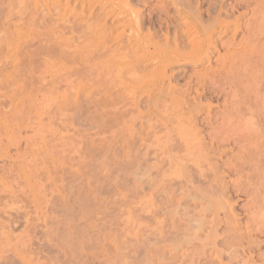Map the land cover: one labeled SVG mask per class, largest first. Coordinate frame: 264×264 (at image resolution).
<instances>
[{"label":"rangeland","instance_id":"obj_1","mask_svg":"<svg viewBox=\"0 0 264 264\" xmlns=\"http://www.w3.org/2000/svg\"><path fill=\"white\" fill-rule=\"evenodd\" d=\"M46 1L0 0V264H264V0Z\"/></svg>","mask_w":264,"mask_h":264},{"label":"bare ground","instance_id":"obj_2","mask_svg":"<svg viewBox=\"0 0 264 264\" xmlns=\"http://www.w3.org/2000/svg\"><path fill=\"white\" fill-rule=\"evenodd\" d=\"M45 1H46V0H45ZM58 1H59V0H58ZM74 1H75V0H74ZM109 1H110V0H109ZM257 1H258V0H257ZM262 1H263V0H262ZM46 2H47V1H46ZM55 2H57V0H56ZM66 2L68 3L69 1H66ZM50 3H51V2H50ZM53 3H54V2H53ZM67 3H64V4H67ZM98 3H99V2H98ZM60 4H61V3H60ZM62 5H63V4H62ZM88 5H89V4H88ZM46 6H49V5L46 4ZM65 6H66V5H65ZM183 7H184V6H183ZM48 8H49V7H47V10H48ZM101 8H102V7H101ZM109 8H110V7H109ZM162 8H163V7H162ZM106 9H108V8H106ZM161 10H162V9H161ZM161 10H160V12H161ZM48 11H49V10H48ZM158 11H159V10H158ZM90 12H91V11H90ZM106 12H107V11H106ZM110 12H111V11H110ZM44 13H45V12H44ZM84 14H85V13H84ZM87 14H90V13H87ZM87 14H86V15H87ZM107 14H108V13H107ZM112 14H113V13H112ZM134 15H135V14H134ZM24 16H25V15H24ZM158 16H159V15H158ZM110 17H111V16H110ZM33 18H34V16H33ZM33 18H32V19H33ZM137 18H138V17H137ZM37 19H38V18H37ZM97 20H98V19H97ZM126 20H127V19H126ZM130 20H132V19H130ZM133 20H134V19H133ZM121 21L123 22L122 19H121ZM124 21H125V20H124ZM39 22H40V21H39ZM125 22H126V21H125ZM140 22H141V21H140ZM13 23H14V22H13ZM111 23H112V22H111ZM135 23H136V22H135ZM159 23H160V22H159ZM16 24H17V23H16ZM125 24H126V23H124V24H122V25H125ZM130 24H131V23H130ZM132 24H134V23H132ZM136 24H137V23H136ZM136 24H135V25H136ZM29 25H30V24H29ZM138 25H139V24H138ZM21 26H22V25H21ZM30 26H31V25H30ZM109 26H110V25H109ZM133 26H134V25H133ZM158 26H159V25H158ZM12 27H13V26H12ZM122 27H123V26H122ZM134 27H135V26H134ZM23 28H24V27H23ZM118 28H120V26H119ZM159 28H160V27H159ZM114 29H115V28H114ZM135 29H136V28H135ZM137 29H138V27H137ZM16 30H17V29H16ZM61 30H64V29H61ZM115 30H116V29H115ZM185 30H186V28H185ZM18 31H19V30H17V33H18ZM57 31H58V30H57ZM109 31H110V30H109ZM20 32H21V31H20ZM54 32H55V30H54ZM59 32H60V31H59ZM143 32H144V31H143ZM17 33H16V35H17ZM28 33H29V32H28ZM60 33H61V32H60ZM23 34H24V33H23ZM23 34H21V35H23ZM25 34H26V32H25ZM25 34H24V35H25ZM112 34H113V33H112ZM26 35H27V34H26ZM191 35H192V34H191ZM13 36H14V35H13ZM118 36H119V35H118ZM134 36H135V35H134ZM173 36H174V35H173ZM19 37H20V36H19ZM34 37H35V36H34ZM43 37H44V36H43ZM119 37H120V36H119ZM23 38H24V37H23ZM152 38H153V37H152ZM27 39H29V38H27ZM8 40H9V39H8ZM52 40H53V39H52ZM86 40H87V39H86ZM94 40H95V39H94ZM190 40H191V39H190ZM14 41H15V40H14ZM63 41H65V39H63ZM88 41H90V40H88ZM143 41H144V40H143ZM2 42H3V41H2ZM16 42H17V41H16ZM42 42H43V41H42ZM101 42H102V40H101ZM10 43H12V42H10ZM46 43H47V42H46ZM48 43H49V42H48ZM55 43H56V42H55ZM131 43H132V42H131ZM131 43H130V44H131ZM141 43H143V42H141ZM141 43H140V45H141ZM200 43H201V42H200ZM2 44H3V43H2ZM22 44H23V43H22ZM107 44H109V43H107ZM130 44H129V45H130ZM169 44H170V43H169ZM76 45H78V44H76ZM94 45H95V44H94ZM102 45H103V44H102ZM132 45H133V44H132ZM136 45H138V44H136ZM23 46H26V45H23ZM33 46H34V45H33ZM63 46H65V45H63ZM124 46H125V45H124ZM193 46H195V44H194ZM196 46H197V45H196ZM142 47H143V46H142ZM145 47H146V46H145ZM191 47H192V46H191ZM197 47H199V46H197ZM1 48H2V47H1ZM25 48H26V47H25ZM75 48H76V47H75ZM109 48H110V47H109ZM147 48H148V45H147ZM147 48H146V49H147ZM164 48H165V46H164ZM187 48H188V47H187ZM195 48H196V47H195ZM28 49H29V48H28ZM48 49H49V48H48ZM58 49H59V48H58ZM67 49H70V48H67ZM173 49H174V48H173ZM197 49H198V48H197ZM21 50H22V49H21ZM62 50H63V49H62ZM79 50H83V49H79ZM134 50H135V49H134ZM184 50H186V49H184ZM14 51H15V50H14ZM30 51H31V50H30ZM54 51H55V50H54ZM125 51H126V50H125ZM135 51H136V50H135ZM15 52H17V51H15ZM67 52H68V51H67ZM71 52H72V51H71ZM145 52H146V50H145ZM69 53H70V52H69ZM47 54H48V53H47ZM64 54H65V53H64ZM74 54H75V53H74ZM141 54H142V53H141ZM7 55H8V54H7ZM10 55H11V54H10ZM49 55H50V54H49ZM139 55H140V54H139ZM143 55H144V54H143ZM147 55H148V54H147ZM41 56H42V55H41ZM50 56H51V55H50ZM71 56H74V55L71 54ZM71 56H69V57H71ZM80 56H81V55H80ZM148 56H149V55H148ZM8 57H9V56H8ZM52 57H53V56H52ZM75 57H76V56H75ZM126 57H127V56H126ZM136 57H137V56H136ZM138 57H139V56H138ZM140 57H141V55H140ZM143 57H144V56H143ZM11 58H12V56H11ZM18 58H19V57H18ZM83 58H84V57H83ZM134 58H135V57H134ZM149 58H150V57H149ZM6 59H7V58H6ZM6 59H4V60H6ZM23 59H24V58H22V60H23ZM42 59H43V58H42ZM47 59H49V58H47ZM55 59H56V58H55ZM76 59H77V58H76ZM128 59H129V58H128ZM144 59H145V58H144ZM146 59H147V58H146ZM146 59H145V60H146ZM150 59H151V58H150ZM173 59H174V56H173V57L168 56L167 58H165L164 60H162L161 64L164 65L163 67H166L168 64L170 65V61L172 62ZM176 59H177V58H176ZM1 60H2V59H1ZM45 60H46V57H45ZM59 60H60V59H59ZM67 60H68V59H67ZM71 60H72V59H71ZM135 60H136V59H135ZM147 60H148V59H147ZM165 60H166V61H165ZM2 61H3V60H2ZM40 61H41V60H40ZM40 61H39V62H40ZM46 61H47V60H46ZM48 61H49V60H48ZM68 61H69V60H68ZM106 61H107V60H106ZM129 61H130V60H129ZM138 61H139V60H138ZM156 61H157V60H156ZM174 61H176V60H174ZM71 62H72V61H71ZM78 62H79V61H78ZM159 62H160V61H159ZM159 62H158V63H159ZM19 63H21V62H19ZM62 63H63V62H62ZM72 63H73V62H72ZM75 63H76V62H75ZM79 63H80V62H79ZM89 63H90V62H89ZM98 63H99V62H98ZM101 63H103V62H101ZM128 63H129V62H128ZM47 64H48V63H47ZM56 64H57V63H56ZM104 64H105V63H104ZM112 64H115V65H116V63H112ZM194 64H195V63H194ZM13 65H14V64H13ZM78 65H79V64H78ZM88 65H90V64H88ZM94 65H95V63H94ZM115 65H114V66H115ZM127 65H128V64H127ZM130 65H131V64H130ZM133 65H134V64H133ZM16 66H17V65H16ZM18 66H19V65H18ZM18 66H17V67H18ZM24 66H25V65H24ZM79 66H80V65H79ZM101 66H102V65H101ZM106 66H107V65H106ZM31 67H32V66H31ZM33 67H34V66H33ZM35 67H36V65H35ZM41 67H42V66H40V68H41ZM93 67H95V66H93ZM107 67H108V66H107ZM163 67H162V68H163ZM50 68H51V66H50ZM50 68H49V69H50ZM99 68H100V67H99ZM112 68H114V67H112ZM132 68H133V67H132ZM136 68H137V67H136ZM162 68H161V69H162ZM24 69H25V67H24ZM31 69H32V68H31ZM33 69H34V68H33ZM89 69H90V68H89ZM165 69H166V68H165ZM165 69L163 70L164 72H166ZM21 70H22V69H21ZM21 70H20V72H21ZM34 70H35V69H34ZM87 70H88V69H87ZM90 70H91V69H90ZM97 70H98V69H97ZM103 70H104V69H103ZM106 70H107V68H106ZM39 71H41V70H39ZM64 71H65V70H64ZM67 71H68V70H67ZM70 71H71V70H70ZM104 71H105V70H104ZM133 71H134V70H133ZM163 71H162V72H163ZM22 72H23V70H22ZM22 72H21V74H22ZM24 72H25V70H24ZM26 72H27V71H26ZM33 72H34V71H33ZM62 72H63V71H62ZM152 72H153V71H152ZM164 72H163L162 75H161L162 78L166 77ZM167 72H168V71H167ZM3 73H4V72H3ZM14 73H15V72H14ZM27 73H28V72H27ZM46 73H47V72H46ZM53 73H54V72H53ZM57 73H58V72H57ZM70 73H71V72H70ZM72 73H73V72H72ZM84 73H85V72H84ZM87 73H88V72H87ZM98 73H99V72H98ZM98 73H97V77H98V75H99ZM108 73H109V72H108ZM130 73H131V72H129L128 75H129ZM143 73H144V72H143ZM160 73H161V72H160ZM168 73H169V72H168ZM170 73L172 74V72H170ZM11 74H12V73H11ZM40 74H41V73H40ZM61 74H62V73H61ZM88 74H89V73H88ZM119 74H120V73H119ZM137 74H139V73H137ZM28 75H29V74H28ZM43 75H45V74H43ZM43 75H41V76H43ZM66 75H67V74H66ZM74 75H75V73H74ZM90 75H92V74H90ZM93 75H94V74H93ZM133 75L135 76L134 72H133ZM139 75H140V74H139ZM167 75H168V74H167ZM172 75H173V74H172ZM172 75H171V77H172ZM18 76H19V75H18ZM55 76H56V75H55ZM80 76H82V75H80ZM83 76H84V75H83ZM105 76H106V75H105ZM105 76H104V77H105ZM109 76H110V75H109ZM140 76H141V75H140ZM158 76H159V75H158ZM163 76H164V77H163ZM173 76H174V75H173ZM14 77H15V76H14ZM26 77H27V76H26ZM33 77H34V76H33ZM43 77H44V76H43ZM61 77H64V74H62ZM70 77H71V76H70ZM70 77H69L68 79H70ZM88 77H91V76H88ZM92 77H94V76H92ZM137 77H138V75H137ZM147 77H148V76H147ZM171 77H170V78H171ZM195 77H196V76H195ZM5 78H7V77L5 76ZM5 78H4V79H5ZM9 78H10V77H9ZM18 78H19V77H18ZM110 78H111V77H110ZM138 78H139V77H138ZM26 79H27V78H26ZM28 79H29V78H28ZM38 79H39V75H38ZM42 79H43V78H42ZM51 79H52V78H51ZM51 79H50V80H51ZM82 79H83V78H82ZM91 79H92V78H91ZM97 79H98V78H95V80H97ZM100 79H101V78H100ZM104 79H106V77H105ZM104 79H103V80H104ZM107 79H109V78H107ZM146 79H147V78H146ZM197 79H198V78H197ZM19 80H20V79H19ZM32 80H33V79H32ZM50 80H49V81H50ZM88 80H90V79H88ZM17 81H18V80H17ZM28 81H29V80H28ZM45 81H46V80H45ZM55 81H57V80L55 79ZM109 81H111V80H109ZM1 82H2V81H1ZM21 82H23V81H21ZM50 82H51V81H50ZM52 82H53V81H52ZM107 82H108V81H107ZM147 82H148V81H147ZM162 82H163V81H162ZM7 83H8V82H7ZM41 83H42V82H41ZM47 83H48V82H47ZM83 83H84V82H83ZM131 83H132V82H131ZM136 83H137V82H136ZM136 83L133 81V84H136ZM138 83H139V82H138ZM2 84H3V83H2ZM10 84H11V83H10ZM24 84H25V82H24ZM43 84H44V81H43ZM88 84H89V83H88ZM91 84H92V82H91ZM95 84H96V83H95ZM160 84H161V83H160ZM11 85H12V84H11ZM27 85H28V84H27ZM32 85H33V84H32ZM81 85H82V86H85V84H84V85L81 84ZM93 85H94V84H93ZM128 85H129V84H128ZM162 85H163V84H162ZM38 86H39V85H38ZM47 86H48V85H47ZM47 86H46V87H47ZM91 86H92V85H91ZM100 86H101V85H100ZM114 86H116V85H114ZM160 86H161V85H160ZM177 86H178V85H177ZM24 87H25V86H24ZM24 87H23V88H24ZM101 87H102V86H101ZM132 87H133V86H132ZM158 87H159V86H158ZM12 88L14 89V87H12ZM26 88H27V87H26ZM53 88H54V87H53ZM69 88H70V87H69ZM88 88H89V87H88ZM115 88H116V87H115ZM115 88H114V89H115ZM165 88H166V87H165ZM21 89H22V87H21ZM101 89H103V88H101ZM123 89H124V88H123ZM159 89H160V88H159ZM11 90H12V89H11ZM74 90H75V89H74ZM92 90H93V89H92ZM127 90H128V89H127ZM14 91H15V90H14ZM19 91H20V90H19ZM31 91H32V90H31ZM44 91H45V90H44ZM110 91H111V90H110ZM117 91H119V90H117ZM121 91H123V90H121ZM158 91H161V90H158ZM6 92H10V91H6ZM24 92H25V91H24ZM39 92H40V91H39ZM94 92H95V91H94ZM112 92H113V91H112ZM119 92H120V91H119ZM126 92H129V91H126ZM4 93H5V92H4ZM12 93H13V92H12ZM21 93H22V92H21ZM27 93H28V91H27ZM50 93H51V92H50ZM120 93H121V92H120ZM129 93H130V92H129ZM10 94H11V93H10ZM32 94H33V93H32ZM36 94H37V93H36ZM44 94H45V93H44ZM51 94H53V93H51ZM41 95H42V94H41ZM171 95H172V94H171ZM3 96H4V95H3ZM22 96H23V95H22ZM31 96H32V95H31ZM33 96H34V95H33ZM49 96H50V95H49ZM159 96H160V95H159ZM173 96H174V95H173ZM41 97H42V96H41ZM50 97H51V96H50ZM93 97H94V96H93ZM19 98H20V97H19ZM32 98H33V97H32ZM43 98H44V96H43ZM46 98H47V97H46ZM96 98H97V97H96ZM10 99H11V98H10ZM130 99H132V98H130ZM13 100H14V99H13ZM17 100H18V99H17ZM38 100H39V99H38ZM166 100H167V99H166ZM41 101H42V100H41ZM41 101H40V102H41ZM49 101H50V100H49ZM170 101H171V100H170ZM16 102H17V101H16ZM30 102H31V101H30ZM38 102H39V101H38ZM40 102H39V103L36 102V103L40 105ZM12 103H13V102H12ZM32 103H33V102H32ZM162 103H163V102H162ZM135 105H136V102H135ZM121 106H122V105H121ZM8 107H9V106H8ZM20 107H21V106H20ZM116 107H117V106H116ZM125 107H126V105H125ZM17 108H18V107H17ZM24 108H25V107H24ZM28 108H29V107H28ZM99 108H100V107H99ZM3 109H4V108H3ZM5 109H6V108H5ZM19 110H20V109H19ZM117 110H119V109H117ZM4 112H5V111H4ZM4 112H3V113H4ZM25 112H27V111H25ZM29 113H30V111H29ZM99 113H100V112H99ZM119 113H120V112H119ZM15 114H16V113H15ZM100 114H101V113H100ZM140 114H142V113H140ZM67 115H71V114L69 113V114H67ZM125 115H126V114H125ZM71 116H72V115H71ZM113 117H114V116H113ZM116 117H117V116H116ZM116 117H115V118H116ZM133 117H134V115H133ZM15 118H16V117H15ZM15 118H14V119H15ZM78 118H79V117H78ZM95 118H96V117H95ZM95 118H94V120H95ZM185 118H186V117H185ZM129 119H130V118H129ZM129 119H128V120H129ZM15 120H16V119H15ZM59 120H60V119H59ZM92 120H93V118H92ZM103 120H104V119H103ZM106 120H107V119H106ZM106 120H105V121H106ZM122 120H123V119H122ZM5 121H6V120H5ZM13 121H14V120H13ZM27 121H28V120H27ZM27 121H26V122H27ZM105 121H103V122H105ZM112 121H113V120H112ZM145 121H146V120H145ZM2 122H3V121H2ZM15 122H16V121H15ZM24 122H25V121H24ZM146 122H147V121H146ZM260 122H261V121H260ZM6 123H7V122H6ZM6 123H5V124H6ZM27 123H28V122H27ZM62 123H64V122H62ZM105 123H107V122H105ZM115 123H116V122H115ZM127 123H128V122H127ZM12 124H13V123H12ZM65 124H66V123H65ZM108 124H109V123H108ZM113 125H114V123H113ZM117 125H118V124H117ZM21 126H22V125H21ZM111 126H112V125H111ZM114 126H115V125H114ZM114 126H113V127H114ZM120 126H121V125H120ZM1 127H2V126H1ZM3 127H4V126H3ZM3 127H2V128H3ZM13 127H14V126H13ZM17 127H18V125H17ZM93 127H95V126L93 125ZM100 127H101V125H100ZM257 127H258V126H257ZM261 127H262V126H261ZM14 128H15V127H14ZM101 128H102V127H101ZM118 128H119V127H118ZM253 128H255V127H253ZM253 128H252L251 130H254ZM3 129H4V128H3ZM5 129H6V127H5ZM94 129H95V128H94ZM112 129H113V128H112ZM134 129H135V128H134ZM257 129H259V128H257ZM99 130H100V129H99ZM248 130H249V129H248ZM248 130H247V131H248ZM135 131H136V130H135ZM247 131H246V132H247ZM254 131H255V130H254ZM249 132H250V130H249ZM249 132H248V133H249ZM256 132H257V131H256ZM59 133H60V132H59ZM102 133H103V132H102ZM121 133H122V132H121ZM121 133H119V135H120ZM136 133H137V132H136ZM243 133H244V132H243ZM248 133H247V134H248ZM127 134H128V133H127ZM139 134H140V133H139ZM150 134H151V133H150ZM254 134H255V133H254ZM262 134H263V133H262ZM214 136H215V135H214ZM216 136H217V135H216ZM243 136H244V135H243ZM262 136H263V135H262ZM117 137H118V136H117ZM141 137H142V136H141ZM8 138H9V137H8ZM191 138H192V137H191ZM193 138L196 139V137H193ZM253 138H254V137H253ZM253 138H252V139H253ZM257 138H258V137H257ZM170 139H171V138H170ZM245 139H246V138H245ZM245 139H244V140H245ZM46 140H47V139H46ZM102 140H103V139H102ZM185 140H186V139H185ZM191 140H192V139H191ZM193 140H194V139H193ZM246 140H247V139H246ZM121 141H122V140H121ZM133 141H134V139H133ZM15 142H16V141H15ZM119 142H120V141H119ZM216 142H217V141H216ZM251 142H252V140H251ZM261 142H262V141H261ZM263 142H264V140H263ZM9 143H10V142H9ZM97 143H98V142H97ZM141 143H142V142H141ZM173 143H174V142H173ZM249 143H250V141H249ZM254 143H255V142H254ZM98 144H99V143H98ZM174 144H175V143H174ZM215 144H216V143H215ZM259 144H260V143H259ZM130 145H131V144H130ZM194 145H195V144H194ZM244 145H245V144H244ZM252 145H253V144H252ZM257 145H258V143H257ZM174 146H175V145H174ZM210 146H211V145H210ZM145 147H146V146H145ZM194 147H195V146H194ZM250 147H252V146L250 145ZM253 147H255V146H253ZM147 148H148V147H147ZM242 148H243V146H242ZM259 148H260V147H259ZM100 149H101V148H100ZM186 149H187V148H186ZM216 149H217V148H216ZM140 150H141V149H140ZM174 150H176V149H174ZM189 150H190V149H189ZM219 150H220V149H219ZM243 150H244V149H243ZM66 151H67V150H66ZM170 151H171V150H170ZM206 151H207V150H206ZM206 151H205V152H206ZM261 151L263 152V150H261ZM196 152H197V151H196ZM198 152H199V151H198ZM249 152H250V150H249ZM259 152H260V151H259ZM62 153H63V152H62ZM64 153H65V151H64ZM69 153H70V152H69ZM246 153H247V152H246ZM251 153H252V152H251ZM254 153H255V152H254ZM194 154H195V153H194ZM252 154H253V153H252ZM261 154H262V153H261ZM55 155H56V154H55ZM61 155H62V154H61ZM182 155H183V154H182ZM185 155H186V154H185ZM189 155H190V154H189ZM197 155H198V153H197ZM205 155H206V154H205ZM12 156H13V155H12ZM17 156H18V155H17ZM62 156H64V155H62ZM65 156L67 157V155H65ZM180 156H181V155H180ZM186 156H187V155H186ZM248 156H249V155H248ZM257 156H258V155H257ZM177 157L179 158V156H177ZM199 157H200V156H199ZM236 157H237V155H236ZM236 157H235V158H236ZM254 157H255V156H254ZM254 157H253V158H254ZM17 158H18V157H17ZM181 158H183V157H181ZM202 158H203V157H202ZM240 158H241V157H240ZM261 158H262V157H261ZM69 159H70V157H69ZM73 159H74V158H73ZM141 159H142V158H141ZM183 159H184V158H183ZM194 159H195V158H194ZM194 159H193V160H194ZM206 159H207V158H206ZM236 159H237V158H236ZM247 159H249V158H247ZM131 160H132V159H131ZM179 160H180V159H179ZM179 160H178V161H179ZM190 160H192V159H190ZM250 160H251V159H250ZM262 160H263V159H262ZM72 161H73V160H72ZM181 161H182V160H181ZM181 161H180V163H183V162H184V161H182V162H181ZM207 161H208V160H207ZM216 161H217V160H216ZM238 161H239V160H238ZM253 161H254V160H253ZM159 162H160V161H159ZM187 162H188V161H187ZM189 162H190V161H189ZM191 162H193V161H191ZM205 162H206V160H205ZM249 162H251V161H249ZM243 163H244V162H243ZM252 163H253V162H252ZM262 163H263V162H262ZM175 164H176V163H175ZM200 164H201V163H200ZM263 164H264V163H263ZM67 165H68V164H67ZM148 165H149V164H148ZM172 165H173V164H172ZM186 165H187V164H186ZM196 165H197V164H196ZM224 165H225V164H224ZM227 165H228V164H227ZM258 165H259V163H258ZM79 166H80V164H79ZM119 166H120V165H119ZM121 166H122V165H121ZM149 166H150V165H149ZM176 166H177V165H176ZM194 166H195V164H194ZM201 166H202V165H200L199 168H202ZM210 166H211V165H210ZM225 166H226V165H225ZM237 166H238V165H237ZM242 166H243V165H242ZM256 166H257V165H256ZM259 166H260V165H259ZM104 167H105V166H104ZM150 167H151V166H150ZM189 167H190V166H189ZM203 167H204V166H203ZM227 167H228V166H227ZM72 168H73V167H72ZM191 168H193V167H191ZM195 168H197V167L195 166ZM242 168H243V167H242ZM114 169H115V168H114ZM173 169H174V168L172 167V170H173ZM206 169H207V168H205V170H206ZM211 169H212V167H211ZM24 170H25V169H24ZM146 170H147V169H146ZM172 170H171V171H172ZM196 170H197V169H196ZM200 170H201V169H200ZM202 170H203V169H202ZM205 170H203V171H205ZM212 170H213V169H212ZM245 170H246V169H245ZM27 171H28V170H27ZM119 171H120V170H119ZM142 171H143V170H142ZM142 171H141V172H142ZM158 171H159V169H158ZM214 171H215V170H214ZM234 171H235V170H234ZM234 171H233V172H234ZM251 171H252V170H251ZM256 171H257V170H256ZM194 172H195V171H194ZM198 172H199V171H198ZM212 172H213V171H212ZM223 172H224V171H223ZM246 172H247V171H246ZM253 172H254V170H253ZM253 172H252V173H253ZM144 173H145V172H144ZM171 173H172V172H171ZM171 173H170V175H171ZM206 173H207V172H206ZM206 173H205V174H206ZM257 173H258V172H257ZM47 174H48V173H47ZM160 174H161V172H160ZM177 174L179 175V173H177ZM190 174H191V173H190ZM201 174H203L202 171H201L200 175H201ZM220 174H221V173H220ZM220 174H219V175H220ZM227 174H228V173H227ZM253 174H254V173H253ZM133 175H135V174H133ZM142 175H143V174H142ZM174 175H175V174H174ZM200 175H199V176H200ZM210 175H211V174H210ZM15 176H16V175H15ZM24 176H26V175H24ZM29 177H30V176H29ZM61 177H62V176H61ZM134 177H135V176H134ZM136 177H137V176H136ZM179 177H180V176H179ZM190 177H191V176H190ZM214 177H215V176H214ZM244 177H245V175H244ZM246 177H247V176H246ZM254 177H255V176H254ZM205 178H206V177H205ZM215 178H216V177H215ZM218 178H219V177H218ZM235 178H236V177H235ZM235 178H234V179H235ZM239 178H240V177H239ZM97 179H98V178H97ZM140 179H141V178H140ZM178 179H180V178H178ZM252 179H253V178H252ZM254 179H255V178H254ZM257 179H259V178H257ZM188 180H189V179H188ZM213 180H214V178H213ZM221 180H222V179H221ZM235 180H236V179H235ZM86 181H87V180H86ZM136 181H137V180H136ZM161 181H162V180H161ZM165 181H166V180H165ZM194 181H195V180H194ZM207 181H208V180H207ZM207 181H206V183H207ZM215 181H216V180H215ZM215 181H214V182H215ZM227 181H228V180H227ZM252 181H253V180H252ZM258 181H259V180H258ZM140 182H141V181H140ZM203 182H204V181H203ZM214 182H213V183H214ZM221 182H222V181H221ZM235 182H236V181H235ZM255 182H256V181H255ZM255 182H253V183H255ZM259 182H260V181H259ZM168 183H169V182H168ZM204 183H205V182H204ZM211 183H212V181H210V184H211ZM213 183H212V184H213ZM136 184H137V183H136ZM148 184H149V183H148ZM155 184H156V183H155ZM159 184H160V183H159ZM166 184H167V183H166ZM207 184H209V183H207ZM207 184H206V185H207ZM210 184H209V185H210ZM219 184H220V183H219ZM233 184H234V183H233ZM255 184H256V183H255ZM257 184H258V182H257ZM261 184H263V183H261ZM261 184H260V185H261ZM172 185H173V184H172ZM191 185H192V184H191ZM201 185H202V184H201ZM209 185H208V186H209ZM213 185L216 186L215 184H213ZM213 185H212V186H213ZM221 185H222V183H221ZM258 185H259V184H258ZM167 186H168V185H167ZM208 186H207V187H208ZM214 186H213V187H214ZM217 186H218V185H217ZM219 186H220V185H219ZM219 186H218V188L216 187L217 189H215V191L211 190L212 187H211V189H210V187H209V190H211L213 193L215 192L216 195H214V196H216V197L213 198V199H210V198H209V199H210V202H209L210 204H208V202L205 201L209 206H208L207 208H203V210L200 209V210H202V212H203L202 214L204 215V217H205L207 214H209L210 211L212 212V213H211V214H213V217H212V219H211V222H212V223L210 222V223H209V226H210V224H213V226L218 225L217 223H218V222L220 223V219L218 218V217H219V214H218L219 209L222 208L221 210H223V208H225V206L230 205V204L227 203L229 200L226 202L227 204L225 203V201H226L227 199L230 198V195H228V196L226 195V193H227L226 189H227V188L223 187V185L221 186V188H219ZM225 186H226V184H225ZM237 186H238V185H237ZM118 187H119V186H118ZM132 187H133V186H132ZM232 187H234V186H232ZM238 187H239V186H238ZM260 187H262V185H261ZM263 187H264V185H263ZM194 188H195V187H194ZM154 189H155V188H154ZM213 189H214V188H213ZM235 189H236V187H235ZM240 189H241V188H240ZM249 189H250V188H249ZM251 189H252V188H251ZM144 190H145V189H144ZM152 190H153V189H152ZM162 190H163V189H162ZM170 190L172 191L173 189H170ZM170 190H169V191H170ZM195 190H196V189H195ZM231 190H232V189H231ZM233 190H234V189H233ZM237 190H239V189H237ZM254 190H255V189H253V191H254ZM260 190H262V189H260ZM234 191H235V190H234ZM239 191H240V190H239ZM241 191H242V190H241ZM253 191H252V193H253ZM262 191H263V190H262ZM136 192H137V191H136ZM167 192H168V191H167ZM204 192H205V191H204ZM235 192H236V191H235ZM134 193H135V192H134ZM190 193H191V192H190ZM210 193H211V192H210ZM210 193H209V194H210ZM228 193H229V192H228ZM262 193H263V192H262ZM98 194H99V193H98ZM121 194H122V193H121ZM138 194H139V192H138ZM138 194H137V195H138ZM185 194H188V193H185ZM230 194H231V193H230ZM167 195H168V194H167ZM199 195H200V194H199ZM201 195H202V194H201ZM210 195H211V194H210ZM223 195H225V197H227V199H226ZM262 195H264V194H262ZM262 195H261V196H262ZM184 196H185V195H184ZM211 196H212V195H211ZM211 196H208V197H211ZM221 196H223V197L225 198V201H224V199L221 198ZM234 196H235V195H234ZM77 197H78V196H77ZM190 197H191V196H190ZM251 197H252V196H251ZM256 197H259V199L257 198L256 200H253V201L257 203V205H256V203L254 204V205H256L255 207L258 206V207H257L258 209H257V208L254 209V210L257 209V210H256V212H257V211H259V209H261V208L263 209V207H264V198H263V197H260V196H256ZM192 198H194V197H192ZM196 198H197V197H196ZM204 198H205V197H204ZM204 198H203V199H204ZM209 199H208V200H209ZM249 199H250V198H249ZM254 199H255V197H254ZM201 200H202V198H201ZM205 200H207V198H206ZM246 200H248V199H246ZM151 201H152V200H151ZM236 201H237V200H236ZM253 201H252V203H254ZM192 202H193V201H192ZM150 203H151V202H150ZM178 203H179V202H178ZM200 203H201V202H200ZM206 203H205V204H206ZM232 203H233V202H232ZM250 203H251V202H250ZM153 204H154V203H153ZM153 204H151V205L153 206ZM203 204H204V202H203ZM207 204H206V205H207ZM225 204H226V205H225ZM195 205H196V204H195ZM244 205H245V204H244ZM244 205H243V206H244ZM254 205L252 206L253 208H254ZM168 206H169V205H168ZM262 206H263V207H262ZM149 207H151V206H149ZM149 207H148V208H149ZM173 207H174V206H173ZM169 208H170V207H169ZM184 208H185V207H184ZM195 208H196V207H195ZM195 208H194V209H195ZM253 208H252V209H253ZM160 209H161V207H160ZM166 209H167V208H166ZM174 209H175V207H174ZM192 209H193V207H192ZM262 209H261V210H262ZM208 210H209V213L207 212ZM233 210H234V209H233ZM254 210H253V211H254ZM261 210H260V211H261ZM152 211H153V210H152ZM186 211H187V210H186ZM234 211H235V210H234ZM150 212H151V211H150ZM150 212H149V213H150ZM161 212H163V211H161ZM180 212H181V211H180ZM196 212H197V211H196ZM200 212H201V211H200ZM206 212H207V214H206ZM227 212H228V211H227ZM229 212H230V211H229ZM235 212H236V211H235ZM261 212H262V211H261ZM177 213H178V212H177ZM182 213H184V212H182ZM168 214H170V213H168ZM195 214H196V213H195ZM211 214H210V215H211ZM225 214H226V213H225ZM225 214H224V215H225ZM263 214H264V213H263ZM160 215H161V214H160ZM181 215H184V214H181ZM193 215H194V214H193ZM198 215H199V214H198ZM217 215H218V216H217ZM222 215H223V214H222ZM228 215H229V214H228ZM194 216H195V215H194ZM237 216H238V215H237ZM170 217H171V216H170ZM192 217H193V216H192ZM216 217H217L218 220L216 219ZM180 218H181V217H180ZM190 218H191V217H190ZM225 218H226V217H225ZM227 218H228V216H227ZM161 219H163V218H161ZM193 219H194V218H193ZM233 219H234V218H233ZM233 219H232V217H231V220H232V221H233ZM250 219H251V218H250ZM158 220H159V219H158ZM177 220H178V219H177ZM184 220H186V219H184ZM188 220H189V219H188ZM199 220H200V219H199ZM221 220H222V219H221ZM225 220H226V219H225ZM235 220H236V219H235ZM252 220H253V219H252ZM255 220H256V219H254V222H256ZM173 221H174V220H173ZM217 221H218V222H217ZM227 221H228V220H227ZM164 222H165V221H164ZM180 222H181V221H180ZM190 222H191V221H190ZM233 222H234V221H233ZM235 222H239V221H235ZM235 222L232 223L231 225L228 224L227 227H229L230 229L233 230V229H234L233 227H235V226H233V224L236 225ZM167 223H168V222H167ZM193 223H195V222H193ZM225 223H226V222H225ZM196 224H197V223H196ZM258 224H261V223H258ZM193 225H194V224H193ZM198 225H199V223H198ZM205 225H206V224H205ZM220 225H221V224H220ZM256 225H257V223H256ZM262 225H263V224H262ZM166 226H168V224H167ZM187 226H188V225H187ZM190 226H191V225H190ZM201 226H202V225H200V227H201ZM232 226H233V227H232ZM236 226H238V225H236ZM174 227H175V225H174ZM197 227H198V226H196V228H197ZM216 227H217V226H216ZM175 228H176V227H175ZM189 228H192V229H193L194 227H189ZM205 228H207V227H205ZM223 228H224V227H223ZM157 229H159V228H157ZM165 229H166V228H165ZM173 229H174V228H173ZM177 229H178V228H177ZM182 229H184V228L182 227ZM182 229H181V230H182ZM208 229H209V228H208ZM224 229H225V228H224ZM230 229H229V230H230ZM235 229L237 230V229H239V228H235ZM184 230H185V229H184ZM190 230H191V229H190ZM214 230L216 231V229H214ZM157 231H158V230H157ZM202 231H203V230H202ZM209 231H210V230H209ZM211 231H212V230H211ZM211 231H210V232H211ZM215 231H214V232H215ZM226 231H227V230H226ZM178 232H179V231H178ZM182 232H184V231H182ZM193 232H194V231H193ZM224 232H225V231H224ZM175 233H176V232H174V234H175ZM187 233H188V232H187ZM207 233H208V232H207ZM229 233H230V232H229ZM237 233H239V232H237ZM194 234H195V233H194ZM211 234H212V233H210V235H211ZM188 235H189V234H188ZM208 235H209V234H208ZM208 235H207V237H205V236H204V237H205L206 239H207V238L209 239V236H208ZM237 235H238V234H237ZM250 235H251V234H250ZM155 236H156V235H155ZM165 236H166V235H165ZM184 236H185V235H184ZM189 236H190V235H189ZM211 236H212V235H211ZM211 236H210V237H211ZM213 236H214V234H213ZM226 236H227V235H226ZM239 236H240V235H239ZM239 236H237V237H239ZM177 237H178V236H177ZM185 237H186V236H185ZM194 237H195V236H194ZM167 238H168V237H167ZM167 238H166V239H167ZM192 238H193V237H192ZM212 238H214V237H212ZM182 240H183V239H182ZM189 240H190V239H189ZM192 240H193V239H192ZM192 240H191V241H192ZM212 240H213V239H211V241H212ZM253 240H254V239H253ZM156 241H157V240H156ZM167 241H170V240H167ZM224 241H225V240H224ZM240 241H241V239H240ZM240 241H239V242H240ZM221 243H222V242H221ZM251 243H253V242H251ZM257 243H258V242H257ZM212 244H213V242H212ZM178 245H180V244H178ZM181 245H182V244H181ZM166 246H167V245H166ZM212 246H213V245H212ZM191 247H192V246H191ZM195 247H196V246H195ZM169 248H171V247H169ZM176 249H177V248H176ZM179 249H180V248H179ZM220 249H221V248H220ZM196 250H197V249H196ZM194 251H195V250H194ZM211 251H212V250H211ZM248 251H249V250H248ZM187 252H188V251H187ZM219 252H220V251H219ZM232 252H234V251H232ZM193 253H194V252H193ZM227 253H228V252H227ZM168 254H169V253H168ZM194 254H195V253H194ZM203 254H204V253H203ZM178 255H179V254H178ZM218 255H219V254H218ZM245 255H246V254H245ZM249 255H250V254H249ZM260 255H261V254H260ZM147 256H148V255H147ZM236 257H237V256H236ZM160 258H161V257H160ZM191 258H192V257H191ZM228 258H229V257H228ZM242 258H243V257H242ZM263 258H264V257H263ZM146 259H148V258H146ZM196 259H197V257H196ZM243 259H244V258H243ZM6 260H7V259H6ZM162 260H163V259H162ZM164 260H165V259H164ZM220 260H221V259H220ZM250 260H251V259H250ZM237 261H238V260H237ZM4 262H5V261H4ZM28 262H29V261H28ZM146 262H147V261H146ZM148 262H149V261H148ZM162 262H163V261H162ZM166 262H167V261H166ZM208 262H209V261H208ZM143 263H144V262H143ZM186 263H187V262H186ZM230 263H231V262H230ZM239 263H240V262H239ZM254 263H255V262H254Z\"/></svg>","mask_w":264,"mask_h":264}]
</instances>
